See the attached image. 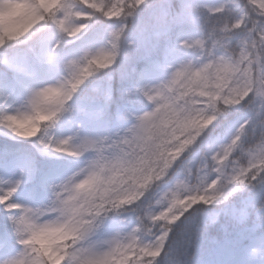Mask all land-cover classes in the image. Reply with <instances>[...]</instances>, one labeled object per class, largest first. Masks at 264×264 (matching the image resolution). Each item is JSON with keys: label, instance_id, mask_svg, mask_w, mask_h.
<instances>
[{"label": "snow or ice", "instance_id": "1", "mask_svg": "<svg viewBox=\"0 0 264 264\" xmlns=\"http://www.w3.org/2000/svg\"><path fill=\"white\" fill-rule=\"evenodd\" d=\"M0 264H264V0H0Z\"/></svg>", "mask_w": 264, "mask_h": 264}, {"label": "clouds", "instance_id": "2", "mask_svg": "<svg viewBox=\"0 0 264 264\" xmlns=\"http://www.w3.org/2000/svg\"><path fill=\"white\" fill-rule=\"evenodd\" d=\"M16 13L17 9L14 5L10 3L0 5V23H3L5 26L23 24V18L19 17Z\"/></svg>", "mask_w": 264, "mask_h": 264}]
</instances>
